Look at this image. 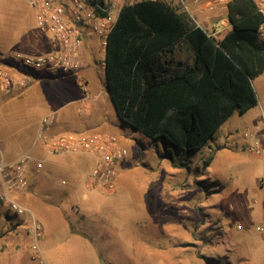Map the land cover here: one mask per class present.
Returning a JSON list of instances; mask_svg holds the SVG:
<instances>
[{"label":"rangeland","instance_id":"obj_1","mask_svg":"<svg viewBox=\"0 0 264 264\" xmlns=\"http://www.w3.org/2000/svg\"><path fill=\"white\" fill-rule=\"evenodd\" d=\"M182 7L208 32L215 22L228 17L225 9L213 13L192 9L191 14ZM3 18L8 25L0 27V52L16 49L37 55L57 46L47 35L39 38L29 0H0ZM88 33L94 44L85 61L100 73L95 76L103 91L101 98L94 97L84 78L88 91L76 84L74 75L39 72L29 86L39 87L28 99L30 104L52 97L59 101L53 107L57 110L43 113L56 111V123H67L62 125L63 132H101L98 126L107 122L128 135L129 154L119 167L118 187L114 193L87 190L89 168L84 166L59 172L50 184L56 194L30 185L11 193L27 208L21 216L8 209L0 196V264H264V232L260 230L264 227V72L253 79L258 105L243 114L235 112L219 127L215 140L184 157L172 145L120 121L103 82V40ZM190 57L184 47L177 52V58ZM58 80L72 88L73 98L68 100V91L47 85ZM17 107L6 105V125L1 114L0 136L9 131L12 136L0 139V163L17 159L20 152L15 151L21 150L14 148L21 136L9 130ZM28 126L31 129V122ZM247 131L253 137H246ZM257 142L259 155L251 151ZM164 153L170 155L164 157ZM207 161L210 164L205 166ZM62 179L68 184L63 185ZM62 189L67 191L58 193ZM34 218L42 226L38 254L32 252L29 233Z\"/></svg>","mask_w":264,"mask_h":264},{"label":"trees","instance_id":"obj_2","mask_svg":"<svg viewBox=\"0 0 264 264\" xmlns=\"http://www.w3.org/2000/svg\"><path fill=\"white\" fill-rule=\"evenodd\" d=\"M176 1L122 6L105 45V83L124 123L187 157L215 140L235 112L258 104L253 79L264 72V13L255 0H231L232 27L216 40ZM183 47L187 60L177 58ZM25 89L0 98L4 125L5 105Z\"/></svg>","mask_w":264,"mask_h":264},{"label":"built area","instance_id":"obj_3","mask_svg":"<svg viewBox=\"0 0 264 264\" xmlns=\"http://www.w3.org/2000/svg\"><path fill=\"white\" fill-rule=\"evenodd\" d=\"M145 0H31L35 10L37 28L55 40L57 46L46 53L37 55L16 49L0 52V98L17 90L29 87L35 80L36 73H61L76 76V82L84 91L88 86L79 76L87 62L80 56L84 43V35L91 31L103 40L112 31L120 9L124 4ZM157 1V0H152ZM192 14L216 12L225 9L228 14V3L231 0H178ZM259 10L264 13V0H255ZM196 8V9H195ZM198 25H200L198 23ZM232 25L229 17L220 19L213 24L209 33L216 38L219 33ZM264 38V23L260 27ZM90 98V96H88ZM57 114L50 112L41 120L37 138L45 150L52 154H92L96 158L95 167L85 178V187L89 191H116V180L121 162L128 155V150L119 143L118 137L112 132L76 133L60 132L53 134ZM259 129V128H257ZM250 133V134H249ZM253 132H246V137H253ZM251 151L261 154L260 144L251 146ZM32 162L36 168H43L42 161H35L31 154H22L12 161L0 163L1 198L9 209L21 216L27 208L10 196L13 192H22L29 186V167ZM263 182V180H262ZM29 233L32 241V252L39 253V238L42 226L34 218ZM264 232V227L260 228Z\"/></svg>","mask_w":264,"mask_h":264},{"label":"crops","instance_id":"obj_4","mask_svg":"<svg viewBox=\"0 0 264 264\" xmlns=\"http://www.w3.org/2000/svg\"><path fill=\"white\" fill-rule=\"evenodd\" d=\"M29 2H31V0H29ZM35 24H36V18H35ZM7 25H8V23L4 20V18L0 19V27L7 26ZM37 32L41 36L39 38H43L42 35H45L39 29L37 30ZM93 39L94 38H92L91 34H85L84 35V43H83V47L80 51V56L84 60L86 57L90 56V54L93 50V44H94ZM41 40H43V39H41ZM104 49H105V47H104ZM104 58H105V50H104ZM102 69H103V82H104V86L106 88L105 61L104 60L102 63ZM41 73H43V72H41ZM45 74H47V76L49 75V73H45ZM96 74L99 76L100 73L97 71V69L94 67V65L87 63L86 67L78 75L85 79L86 83L89 85V88L93 92H95L94 97H96L98 99V98H101L100 93L103 91L98 86V83L96 81V76H95ZM58 76H61V75L58 74ZM63 76H65V75H63ZM59 80H58V82H54V81L47 82V85H50L53 89H55V87L58 86L61 90H66V92L68 91L69 94L67 93V99L70 100L71 98H73L72 88L65 86L64 84H60L61 82ZM76 84H77V82H76ZM38 85L39 84H35L34 86L32 85L31 87L26 88L20 95H18L17 97H15L11 100L9 105L10 104H12V105L18 104L19 107H17L18 112L16 111L15 116L12 118V125H9V126H11V128L10 127H7V128H10L9 130H12L13 134L22 135V134H19L17 132L18 127L24 132V135L21 136L20 138L24 137L25 142H23V144L21 142H17V144L14 147L15 149L17 147L19 149H21V150L15 151V152H20L17 154L18 157L21 156L22 154L28 153V154H31L33 157H35V161L37 160V161L43 162L44 166L41 169L36 168L35 162H32L30 164L29 178H28L30 187H34V190H37V187H38L39 190L44 189L45 191H49V192H52L53 194H56L57 192H55V189H53L50 186V184H51L53 178L56 177L59 172L77 171V170H81V168H83L84 166H88L87 168H89V172H90L96 165V158L92 154H71V153L52 154V153L48 152L47 150H45V148L43 147V145L40 143V141L37 138V132H38V128L40 125V120L45 114L50 113V112H56V111H50V112L48 111L46 113H43L44 111H46L48 109H54L53 107L59 101L55 100V98L52 97L51 100H49V98H47L48 99L47 101L42 100L39 102V104H35V103L30 104V101L28 99L30 96V93L33 92L34 90H36L39 87ZM44 86L45 85H43V87ZM106 90H107V88H106ZM107 92H108V90H107ZM109 97H110V95H109ZM84 102H85V100H84ZM85 104H86V102H85ZM6 105H8V104H6ZM57 108L58 107H55L54 110H57ZM114 108H115V106H114ZM59 109H60V106H59ZM115 111H116V109H115ZM0 113H1V111H0ZM116 113H117V111H116ZM117 117L120 119L118 113H117ZM85 120L86 119L81 121V126L83 124H85L84 123ZM120 121H122V120L120 119ZM22 122H23V124H22ZM29 122H31V128H32L31 132H28L27 129L24 128L25 124H28ZM0 123H1V114H0ZM122 123L124 125H126V123H124L123 121H122ZM66 124H67L66 122H64V123L62 122L59 125L56 123L55 130H54L53 134L63 132L62 131V125H66ZM15 125H16V130L14 128ZM97 130L101 131V132H112V133H114L118 137L119 143L128 150V154H129L128 144H130L131 139L128 135H126L125 133L123 134L121 132H117L114 125H111V123H107V122H103L102 124H100L98 126ZM8 136H10V137L12 136L11 131H9V133L7 135H1L2 140L5 138L7 139ZM11 146H13V145H11ZM3 149H4V147H3ZM5 150H8V149L5 148ZM254 154L259 155L256 153H254ZM125 160H126V158L121 162L119 167H122ZM119 176H120V171L118 173L117 180H116V186L117 187H118V181L120 179ZM61 183L63 185H66V184H68V180L62 179ZM62 191H67V190L62 189V190L58 191V193H60ZM46 209L51 210V207H46Z\"/></svg>","mask_w":264,"mask_h":264},{"label":"water","instance_id":"obj_5","mask_svg":"<svg viewBox=\"0 0 264 264\" xmlns=\"http://www.w3.org/2000/svg\"><path fill=\"white\" fill-rule=\"evenodd\" d=\"M108 93H109V95H110V98H111V100H112V102H113V104H114V106H115V109H116V111H117V107H116V105H115V103H114V100H113V98H112V96H111V94H110V91L108 90ZM102 263L103 264H105L103 261H102Z\"/></svg>","mask_w":264,"mask_h":264}]
</instances>
